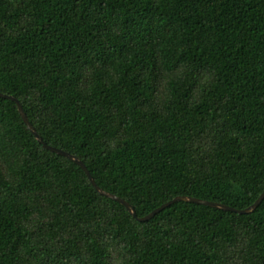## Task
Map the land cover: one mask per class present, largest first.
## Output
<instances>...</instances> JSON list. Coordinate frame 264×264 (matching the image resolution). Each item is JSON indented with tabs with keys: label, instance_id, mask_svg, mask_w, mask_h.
Here are the masks:
<instances>
[{
	"label": "trees",
	"instance_id": "1",
	"mask_svg": "<svg viewBox=\"0 0 264 264\" xmlns=\"http://www.w3.org/2000/svg\"><path fill=\"white\" fill-rule=\"evenodd\" d=\"M0 93L139 217L264 190V0H0ZM0 264H264V200L139 222L0 98Z\"/></svg>",
	"mask_w": 264,
	"mask_h": 264
},
{
	"label": "water",
	"instance_id": "2",
	"mask_svg": "<svg viewBox=\"0 0 264 264\" xmlns=\"http://www.w3.org/2000/svg\"><path fill=\"white\" fill-rule=\"evenodd\" d=\"M0 98L3 99H9L11 101H13L18 109V112L24 122V124L26 125V127L28 128V130L33 134V136L36 138V140L38 141V143L46 150L53 152L57 155H60L62 157H65L67 159H69L70 161L74 162L75 164H77L86 174L89 182L91 183V185L95 188V190L101 194L104 197H107L113 201L118 202L119 204H121L123 207H125V209L139 222H146L148 220H150L151 218H153L155 215H157L158 213H160L161 211H163L165 208L173 205L174 203L177 202H188V203H193V204H199V205H204L207 207H212V208H216L219 210H223V211H229V212H235L238 214H248V213H252L254 212V210L261 204V202L264 200V190L261 193V195L258 197V199L250 206H248L245 209H236L233 207H230L228 205L222 204V203H218V202H213V201H207V200H203V199H199V198H195V197H190V196H177L174 199H172L171 201L162 204L160 207L156 208L155 210H153L152 212H150L149 214L143 216V217H139L136 214L135 209L133 208V206L125 201L124 199L120 198L119 196L109 193L107 191H104L103 189H101L94 181L91 173L89 172V170L87 169L86 165L76 156L61 150L57 147L51 146L46 144L43 139L39 136V134L37 133V131L35 130V128L33 127V125L31 124V122L29 121L27 115L24 112V109L22 107V105L20 104V102L13 96H9L3 93H0Z\"/></svg>",
	"mask_w": 264,
	"mask_h": 264
}]
</instances>
